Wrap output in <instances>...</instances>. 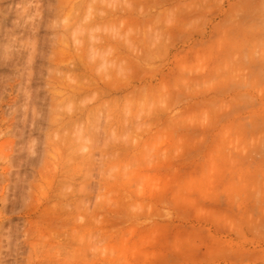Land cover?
<instances>
[{
    "label": "rangeland",
    "instance_id": "rangeland-1",
    "mask_svg": "<svg viewBox=\"0 0 264 264\" xmlns=\"http://www.w3.org/2000/svg\"><path fill=\"white\" fill-rule=\"evenodd\" d=\"M0 29V264H264V0H1Z\"/></svg>",
    "mask_w": 264,
    "mask_h": 264
},
{
    "label": "bare ground",
    "instance_id": "bare-ground-1",
    "mask_svg": "<svg viewBox=\"0 0 264 264\" xmlns=\"http://www.w3.org/2000/svg\"><path fill=\"white\" fill-rule=\"evenodd\" d=\"M0 1H1V0H0ZM3 6H4V5H3ZM42 6H43V5H41V7H42ZM7 7H8V5H7ZM10 7H11V6H10ZM4 8H5V6L3 7V9H4ZM7 9H8V8H7ZM7 9H6V10H7ZM42 11H43V9H42ZM68 16H69V15H68ZM68 16H67V18H68ZM36 20H37V19H36ZM41 20H44L43 17L40 18V21H41ZM32 22H33V21H32ZM36 22H37V21H36ZM38 22H39V21H38ZM92 22H93V21H92ZM92 22H91V23H92ZM40 23H41V22H40ZM40 23L37 24V27H38L37 30H39V31H40V29H41V28L39 29V27L41 26V24H43V22H42L41 24H40ZM70 24H71V23L67 20L66 24L64 25V27H65V29H66V30H65V33H66V34L68 33V30L71 28V25H70ZM84 24H85V23H84ZM88 24H89V23H88ZM97 24H98V23H97ZM99 24H100V23H99ZM47 25H48V24H47ZM95 25H96V24H95ZM60 26H61V25H60ZM91 26H93V25L91 24L90 27H91ZM94 27H95V26H94ZM2 28H4V27H2ZM35 28H36V26H35ZM84 28H85V27H84ZM88 28H89V27H88ZM31 29H32V28H31ZM73 29H75V28H73ZM82 29H83V28H82ZM0 30H1V29H0ZM86 30H87V29H86ZM86 30H85V31H86ZM66 31H67V32H66ZM70 31H72V29H70ZM70 31H69V33H70ZM87 31H88V30H87ZM31 32H32V31H31ZM35 32L37 33L38 31H35ZM74 32H75V31H74ZM37 34H38V33H37ZM33 35H34V34H33ZM38 36H39V35H38ZM38 36L35 35V36H33V37H34V38H35V37L37 38ZM65 36H66V35H65ZM68 38H69V37H67V39H68ZM64 39H65V38H64ZM68 40H69V39H68ZM68 40H66L65 43H66V42L69 43ZM63 42H64V41H63ZM67 43H66V45H68ZM98 45H99V44H98ZM88 50H89V49H88ZM100 50H101V49H100ZM98 51H99V48H98ZM99 53H101V52H99ZM12 55H13V54H12ZM16 56H17V55H16ZM16 56H15V57H16ZM98 56H99V55H98ZM15 59H16V58H15ZM0 60H1V59H0ZM3 60H4V59H3ZM8 61H10V60H8ZM8 61H7V62H8ZM97 62H98V59H97ZM11 63H13V60L11 61ZM98 63H99V62H98ZM105 63H106V62H105ZM3 66H4V65H3ZM3 66H2V67H3ZM5 66H6V65H5ZM78 74H79V73H78ZM73 79H74V77H73ZM66 83H67V82H66ZM26 84H27V83H26ZM68 84H69V83H68ZM104 84H105V83H104ZM27 85H28V84H27ZM29 86H30V83H29L28 87H29ZM108 86H109V85H108ZM26 87H27V86H26ZM28 87H27V89H28ZM33 87H34V86H33ZM70 87H71V86H70ZM67 88H68V87H67ZM67 88H66V89H67ZM86 88H87V87H86ZM114 88H115V87H114ZM80 90H81V89H80ZM29 91H30V89H29ZM31 91H32V89H31ZM27 92H28V91H27ZM24 93H25V91H24ZM68 93H69V92H68ZM30 94H31V93H30ZM32 94H34V93H32ZM70 94H71V93H70ZM24 95H25V94H24ZM101 95H102V94H101ZM29 96H30V95H29ZM38 96H39V95H37V98H38ZM67 96H68V95H67ZM67 96H66V97H67ZM24 98L26 99V97H24ZM30 98H32V97L30 96ZM39 98H40V97H39ZM33 99H34V98H32V101H33ZM35 99H36V98H35ZM35 99H34V100H35ZM37 100L39 101V99H37ZM37 100H35V102H37ZM70 100H71V99H70ZM70 100H68V101L70 102ZM29 101H30V100H29ZM66 101H67V100H66ZM23 102H24V101H23ZM20 103H21V102H20ZM28 103H29V102H28ZM21 106H23V104H22ZM21 106H20V108H21ZM66 106H67V105H66ZM28 107H29V106H28ZM29 108H30V107H29ZM32 108H33V107H32ZM21 109H22V108H21ZM21 109H20V110H21ZM33 109H34V108H33ZM22 110H23V109H22ZM22 110H21V112H22ZM24 112H26L25 109H24ZM24 112H23V113H24ZM32 113H33V112H32ZM34 113H35V112H34ZM20 114H21V113H20ZM8 115H9V114H8ZM22 115H23V114H22ZM24 115H27V114H24ZM28 115H29V114H28ZM38 115H39V114H38ZM30 116H31V114H30ZM42 116H44V115H42ZM42 116H41V117H42ZM45 116H46V115H45ZM70 116H71V115H70ZM24 117H25V119H24ZM24 117H23L24 120L22 121L23 123H24V121L26 120V117H27V116H24ZM11 118H12V117H11ZM27 118H28V117H27ZM50 118L53 119L52 116H51ZM101 118H102V117H101ZM45 119H46V118H45ZM13 120H14V119H13ZM15 120H16V119H15ZM19 120H20V119H19ZM28 120H29V118H28ZM30 120H32V118H31ZM30 120H29V121H30ZM33 120H34V118H33ZM39 120H40V118H39ZM39 120L36 119L35 122H37V124H38V122H40ZM43 120H44V118H43ZM48 120H49V119H48ZM58 120H59V119H58ZM75 120H76V119H75ZM29 121H28V123H30ZM41 121H42V119H41ZM54 121H56V119H54ZM54 121L51 120V122H53V125H54ZM61 121H62V120H61ZM71 121H72V120H71ZM73 121H74V120H73ZM32 122H33V121H32ZM42 122H43V121H42ZM57 122H58V121H57ZM68 122H70V119H69ZM68 122H66V123H68ZM14 123H15V121H14ZM23 123H22V124H19V123H18V124H19V125H23ZM26 123H27V122H26ZM73 123H74V122H73ZM24 124H25V123H24ZM33 124H34V122L32 123V126H33ZM35 124H36V123H35ZM51 124H52V123H51ZM55 124H56V123H55ZM16 125H17V123L15 124V127H17ZM61 125H62V124H61ZM69 125H70V124H69ZM76 125H77V124H76ZM23 126H24V125H23ZM30 126H31V125H30ZM32 126H31V127H27V126L25 125V127L23 128V129H25V128L28 129L27 131H26V129H25L26 133H27L28 135H30V136H28V137H31V135L34 134L35 130H36V131H40V130H37V129H38L37 126H40V125H37V126L35 125V127H34L33 129H32ZM71 126H72V122H71ZM15 127H14V128H15ZM68 127H69V126H68ZM14 128H13V129H14ZM19 128H20V127H19ZM29 128H30V129H29ZM36 128H37V129H36ZM77 128H78V129H77V133H78V131L80 130V128H83V127L81 126L80 128H79V127H77ZM15 129H17V130H15ZM15 129H14L15 131H19V130H20V129H18V127L15 128ZM40 129H41V128H40ZM85 129H87V128L85 127ZM63 130L65 131V129H63ZM81 130H82V129H81ZM20 131H22V129H21ZM20 131H19V132H20ZM25 131H24V132H25ZM24 132H22V133H24ZM81 132H82V131H81ZM81 132H79V133L82 135V136H81V135H80V136H81V137H84L85 130H84V134H82L83 132H82V133H81ZM26 133H25V135H27ZM11 134H12V133H11ZM13 134H14V133H13ZM18 134L20 135V133H18ZM21 135H22V134H21ZM75 135H76V133H75ZM77 135H78V134H77ZM78 137H79V136H77V138H78ZM35 138H36V137H35ZM35 138H34V140H35ZM85 138H86V136L84 137V139H85ZM36 139L38 140V138H36ZM81 139H82V138H81ZM81 139H79V140H81ZM84 139H82V140H84ZM37 140H36V141H37ZM25 141H26V140H25ZM73 142H74V141H73ZM38 143H39V142H38ZM64 143L67 144V141H66V142L64 141ZM79 143H80V142H79ZM20 144H21V143H20ZM36 144H37V143H36ZM21 145H22V144H21ZM21 145L18 144L19 147H20ZM67 145H68V144H67ZM71 146H73V148L75 147V146L73 145V143H72ZM77 146H78L77 149H78L79 147H80V148H83V147H81V146H79V145H77ZM82 146H83V145H82ZM21 147H23V145H22ZM11 148H12V147H11ZM17 148H18V147H17ZM17 148H16V149H17ZM24 148H25V146H24ZM33 148H34V147H33ZM33 148H32V149H33ZM20 149L22 150V148H20ZM25 149H26V148H25ZM34 149H35V148H34ZM65 149H67V148H65ZM70 149H71V148H70ZM62 150H63V149H62ZM68 150H69V149H68ZM72 150H73V149H72ZM79 150H82V149H79ZM30 151H31V150H30ZM36 151H38V150H36ZM77 151H78V150H77ZM15 152H16V151H15ZM21 152H23V150H22ZM75 152H76V151H75ZM9 153H10V152H9ZM17 153H18V152H17ZM67 153H68V152H67ZM34 154H35V153H34ZM43 154H44V153H43ZM29 156H30V155H29ZM65 156H66V155H65ZM87 156H88V155H87ZM25 157H26V156H25ZM23 158H24V155H23ZM26 158L28 159V157H26ZM62 158H63V157H62ZM84 158H86V157L84 156ZM32 159H33V157H32ZM37 159H39V158L37 157ZM30 160H31V159H30ZM89 160H90V159H89ZM10 161H11V160H10ZM24 161H25V160H24ZM33 161H35V159H33ZM82 161H84V160H82ZM85 161H86V160H85ZM85 163H86V162H85ZM24 164H25V163H24ZM80 164H81V163H80ZM13 165L15 166V163H14ZM16 166H17V164H16ZM29 166H30V165H29ZM81 166H82V165H81ZM81 166H80V167H81ZM83 166H85V165H83ZM83 166H82V167H83ZM82 167H81V169H82ZM7 168H8V167H7ZM7 168H6V169H7ZM88 169H89V168H88ZM83 170H84V169H83ZM81 171H82V170H81ZM89 171H90V170H89ZM18 172H19V171H18ZM75 172H76V171H75ZM73 173H74V172H73ZM80 173H81V172H80ZM17 174H18V173H17ZM75 174H78V173H75ZM11 175H12V174H11ZM19 175H20V174H19ZM81 175H82V174H81ZM66 176H67V175H66ZM87 176H88V175H87ZM82 177H83V176H82ZM11 179H12V178H11ZM69 183H70V182H69ZM82 183H83V182H82ZM83 185H86V184H83ZM86 186H87V185H86ZM14 187H15V185H14ZM12 188H13V187H12ZM82 188H83V187H82ZM84 190H85V189H82V191H84ZM62 191H63V190H62ZM68 192H69V191H68ZM85 192H86V191H85ZM86 194H87V192H86ZM6 197H7V196H6ZM6 197H5V198H6ZM59 197H60V196H59ZM81 198H82V197H81ZM85 199H86V198H85ZM4 200H8V197H7V199H4ZM75 201H76V200H75ZM80 201H81V200H80ZM86 201H87V200H86ZM83 202L85 203V200H84V199H83ZM83 202H82V203H83ZM82 203H81V205H82ZM3 204H4V203H3ZM59 204H60V203H59ZM78 204L80 205V202H78ZM4 205H5V204H4ZM79 205H78V206H79ZM186 205H187V204H186ZM49 206H50V205H49ZM60 206H61V204H60ZM83 206H84V205H83ZM55 207H56V206H55ZM185 207H186V206H185ZM50 208H51V207H50ZM57 208H58V207H57ZM78 209H79V208H78ZM35 211H36V210H35ZM81 211H82V210H81ZM76 212H77V211H76ZM79 213H83V212H80V211H79ZM79 213H78V214H79ZM59 214H60V213H59ZM59 214H58V215H59ZM84 214H85V213H84ZM84 214H83V215H84ZM59 216H60V215H59ZM79 217H80V216H79ZM83 217H84V216H83ZM66 218H67V217H66ZM69 218H70V217H69ZM76 218H78V217H76ZM56 219H57V218H56ZM69 221H71V220H69ZM47 222H48V221H47ZM67 222H68V221H67ZM61 225H62V224H61ZM61 225H60V226H61ZM73 225H74V224H73ZM76 225H77V224H76ZM79 226H80V225H79ZM48 227H49V226H48ZM65 228H66V227H65ZM68 228H69V227H68ZM68 228H67V229H68ZM30 229H31V228H30ZM82 231H83V230H82ZM82 231H80V232H82ZM83 233H84V232H83ZM82 235H83V234H82ZM38 236H39V235H38ZM80 237H81V236H80ZM36 238H37V237H36ZM83 238H84V236H83ZM67 239H68V238H67ZM82 244H83V243H82ZM66 245H67V244H66ZM77 245H78V244H77ZM81 246H82V245H81ZM71 248H72V247H71ZM84 249H85V248H84ZM84 254H85V253H84ZM80 255H81V253H80ZM82 255H83V254H82ZM83 256L85 257V255H83ZM83 259H84V258H83ZM81 260H82V259H81Z\"/></svg>",
    "mask_w": 264,
    "mask_h": 264
}]
</instances>
